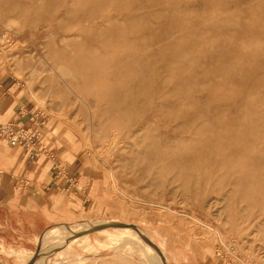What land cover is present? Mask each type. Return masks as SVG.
<instances>
[{
  "label": "rangeland",
  "instance_id": "rangeland-1",
  "mask_svg": "<svg viewBox=\"0 0 264 264\" xmlns=\"http://www.w3.org/2000/svg\"><path fill=\"white\" fill-rule=\"evenodd\" d=\"M0 82V122L42 133L32 158L0 142L16 185L61 189L0 264H264V0H0ZM110 221L161 260L61 230Z\"/></svg>",
  "mask_w": 264,
  "mask_h": 264
},
{
  "label": "crops",
  "instance_id": "crops-1",
  "mask_svg": "<svg viewBox=\"0 0 264 264\" xmlns=\"http://www.w3.org/2000/svg\"><path fill=\"white\" fill-rule=\"evenodd\" d=\"M0 85V89L1 86ZM7 99L0 97V115L7 108ZM19 115L14 113L9 120H18ZM23 119V117L21 118ZM8 149H13L8 147ZM6 150L0 149V238L5 241H15L17 239L19 245L15 248L27 249L31 247L29 243H33L34 239L49 226L51 222L50 217H46V212L50 211L51 196L57 194L61 189H19L16 185L18 177L15 174L19 171V161L14 165H8L2 156ZM5 154V153H4ZM3 165L6 166V177L11 179L4 182ZM68 169L63 170L65 177L69 174ZM6 178V179H7ZM61 179L57 177L51 184L60 183ZM34 184L30 181V185ZM35 188V185H34ZM20 240V241H19Z\"/></svg>",
  "mask_w": 264,
  "mask_h": 264
},
{
  "label": "built area",
  "instance_id": "built-area-1",
  "mask_svg": "<svg viewBox=\"0 0 264 264\" xmlns=\"http://www.w3.org/2000/svg\"><path fill=\"white\" fill-rule=\"evenodd\" d=\"M30 122L19 121V119L0 122V142L11 148L18 147L27 157L32 158L40 145L42 133L33 118H30ZM219 254L217 251V255Z\"/></svg>",
  "mask_w": 264,
  "mask_h": 264
},
{
  "label": "bare ground",
  "instance_id": "bare-ground-1",
  "mask_svg": "<svg viewBox=\"0 0 264 264\" xmlns=\"http://www.w3.org/2000/svg\"><path fill=\"white\" fill-rule=\"evenodd\" d=\"M100 223H105V222H100ZM121 228V229H120ZM56 229H58L57 227H56ZM123 229V230H122ZM47 230H49V229H47ZM61 230L64 232V233H66V235L64 236L65 238H67V237H69V236H72V235H77V234H79L78 232H76V231H82L80 234V236L79 237H81L83 240H86L87 239V235H89V233L90 232H93V233H96V234H99V235H107V236H110L108 233L110 232V230H112L114 233H116V235H119L120 233V235H122L123 233L125 234L126 233V235L127 234H129L130 236H134V235H138V237H140L142 240H137L136 238H132L133 239V241H137V243H139V245L141 244V246H142V244H144V245H148V246H150L153 250V252H151L152 254H151V256L153 255L154 256V258H153V260H155L156 262H158V261H160L161 260V258H162V255H163V252L161 251V246H159L160 247V250H159V248L154 244V243H152L149 239H147L145 236H143L142 234H141V232H140V230H139V228H137V227H135L133 224H129V223H113V222H109L108 224H99V223H97V224H93V223H88V225L86 224L85 226L83 225L82 227H80V228H77V229H75V230H70L69 229V227H64L63 226V228H61ZM63 232H61V233H63ZM56 233V232H55ZM59 233V232H58ZM57 233V234H58ZM46 234H48V232L47 233H44V235H46ZM56 235V234H55ZM58 236H59V234H58ZM62 237V236H61ZM127 237H129L128 235H127ZM135 237V236H134ZM46 238V237H45ZM54 238V237H53ZM42 239H44V237L42 238ZM128 239H130V237L128 238ZM139 239V238H138ZM46 240V239H45ZM43 241V240H42ZM164 243V242H163ZM135 244V243H134ZM159 244V243H158ZM161 245V244H160ZM137 246V245H136ZM163 246V245H162ZM143 248H144V246H143ZM142 248V249H143ZM141 249V248H140ZM141 249V250H142ZM150 250V249H149ZM143 251V250H142ZM144 252V251H143ZM162 252V253H161ZM149 253V252H148ZM157 254V256L159 257H157V258H155V255ZM38 254H39V251L38 252H36V254H34L33 256H32V258L30 259V261L27 263V264H33V262L35 261V259H36V257L38 256ZM147 256V255H146ZM30 258V257H29ZM146 258H148V257H146ZM160 259V260H159ZM29 260V259H28ZM27 260V261H28ZM152 260V259H151ZM152 260V261H153ZM154 261V262H155ZM152 263V262H151ZM161 263V262H160ZM154 264V263H153ZM156 264V263H155ZM158 264H159V262H158ZM163 264V263H162Z\"/></svg>",
  "mask_w": 264,
  "mask_h": 264
}]
</instances>
